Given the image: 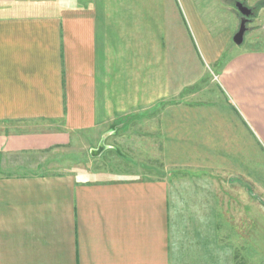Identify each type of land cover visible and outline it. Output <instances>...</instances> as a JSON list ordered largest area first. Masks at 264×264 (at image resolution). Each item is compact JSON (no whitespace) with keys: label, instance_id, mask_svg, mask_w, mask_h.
Wrapping results in <instances>:
<instances>
[{"label":"crops","instance_id":"0c3cea01","mask_svg":"<svg viewBox=\"0 0 264 264\" xmlns=\"http://www.w3.org/2000/svg\"><path fill=\"white\" fill-rule=\"evenodd\" d=\"M55 2L0 0V264L264 263V0ZM122 118L156 176L73 160Z\"/></svg>","mask_w":264,"mask_h":264},{"label":"rangeland","instance_id":"374dc122","mask_svg":"<svg viewBox=\"0 0 264 264\" xmlns=\"http://www.w3.org/2000/svg\"><path fill=\"white\" fill-rule=\"evenodd\" d=\"M55 1L56 0H21V3L22 5L23 4L26 5L27 12L29 14H44L50 12L54 4H56ZM255 18L257 17L256 16L252 17L250 21L251 24L250 23L248 24L249 31L246 34L244 44L241 46H237L235 43H233L232 47L235 50L256 47L259 44L264 45V30L260 29L259 31H254V32H252L251 30L253 29L252 25H253V20ZM231 19H233L232 16H229L227 18V22L230 23ZM125 120H126L125 118L119 119L117 123H114L112 125V127L106 129V131L102 134L101 144L99 146L97 145L96 141L95 143H91V141L89 142L90 140L89 137L85 138L84 145L81 146L77 150V152L75 151L76 154L74 156L72 155V157H74L73 160L78 161L77 165L79 167L85 166V167H91V168L93 167L94 169L98 168L103 170L125 169L127 171L140 174L139 175L141 176L140 178L156 176L157 173V167L155 166L156 161L152 163L150 161L143 160L141 158V154H138L136 152L135 154L133 153V155L132 153H127L126 148L117 142L118 136L124 135L128 130V128H126L128 125L127 123H125ZM128 127L130 128V126ZM92 148L95 149L92 150ZM128 156H131L133 159L128 158ZM68 157L69 156L67 155L64 156L63 162L69 161ZM54 163L56 164V162L53 163L50 162V164L45 165V167H49ZM25 172L29 173L32 171L26 169ZM43 172L49 173L52 172V170L43 171ZM22 173H24L23 170L22 172L20 171V174ZM261 199H264L263 195H261ZM245 264H248L247 260ZM261 264L264 263L261 262Z\"/></svg>","mask_w":264,"mask_h":264},{"label":"water","instance_id":"95a60500","mask_svg":"<svg viewBox=\"0 0 264 264\" xmlns=\"http://www.w3.org/2000/svg\"><path fill=\"white\" fill-rule=\"evenodd\" d=\"M236 9L241 15V20L238 32L235 34L233 41L237 46H241L244 44L246 34L249 31L248 24L250 18L253 16V11L241 2L236 4Z\"/></svg>","mask_w":264,"mask_h":264},{"label":"flooded vegetation","instance_id":"af4514ba","mask_svg":"<svg viewBox=\"0 0 264 264\" xmlns=\"http://www.w3.org/2000/svg\"><path fill=\"white\" fill-rule=\"evenodd\" d=\"M252 17H253V16H252ZM252 17H251V18H252ZM251 18H250V21H251Z\"/></svg>","mask_w":264,"mask_h":264},{"label":"trees","instance_id":"16d2710c","mask_svg":"<svg viewBox=\"0 0 264 264\" xmlns=\"http://www.w3.org/2000/svg\"><path fill=\"white\" fill-rule=\"evenodd\" d=\"M250 23V22H249Z\"/></svg>","mask_w":264,"mask_h":264}]
</instances>
